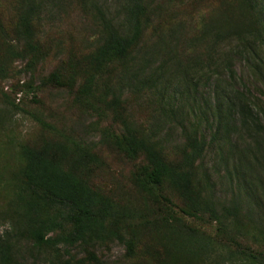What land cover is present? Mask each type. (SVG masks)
I'll return each instance as SVG.
<instances>
[{"label":"rangeland","instance_id":"1","mask_svg":"<svg viewBox=\"0 0 264 264\" xmlns=\"http://www.w3.org/2000/svg\"><path fill=\"white\" fill-rule=\"evenodd\" d=\"M124 3L0 0V57L8 69L0 80V237L11 233L17 220L10 206V176L18 146L48 138L76 141L96 154L101 164L92 184L141 210L147 221L165 217L167 209L182 216L183 202L168 187L162 194L171 201L169 208L137 187L136 177L146 162L128 157L117 146L116 136L124 133L121 117L171 162L182 159L188 135L205 137L197 174L206 196L219 207L237 202L242 222L264 229V135L257 136L254 128L248 133V126L238 120L231 122V133L217 134L213 123V84L228 53L243 52L247 42V57L264 61V42L255 37L259 29L247 7L239 0H145L147 17L140 40L125 59L96 70L92 57L106 40L100 13L126 37ZM25 15L32 25L28 32L21 25ZM11 46L18 57L8 54ZM236 57L235 89L245 86L250 91L262 129L263 83L241 56ZM91 76L94 95L83 97ZM116 99L120 106L109 107ZM205 220L186 222L214 233V223ZM165 231L139 229L134 253L118 240L48 249L19 239L14 264L68 259L82 264H164L169 259L162 248Z\"/></svg>","mask_w":264,"mask_h":264},{"label":"trees","instance_id":"2","mask_svg":"<svg viewBox=\"0 0 264 264\" xmlns=\"http://www.w3.org/2000/svg\"><path fill=\"white\" fill-rule=\"evenodd\" d=\"M124 26L128 36H122L112 20L100 13L106 33L104 44L92 57L96 70L125 59L142 35L144 19L147 17L145 0H124ZM259 29L256 39L264 42V0H239ZM28 32L31 22L28 15L21 20ZM248 37L241 41L244 43ZM245 42L243 52L231 50L222 65V73L213 84L215 109L213 123L217 134L231 133L236 120L242 127L254 128L257 136L264 135L260 127L258 106L251 99L250 91L243 86L236 88V56L247 62L252 72L264 86V61L254 62L247 57L249 47ZM31 49L36 50V47ZM15 49L9 53L16 57ZM7 59V57H4ZM7 67L0 57V80H4ZM227 75L226 80L225 76ZM235 83V84H234ZM95 77L91 76L81 95L93 96ZM264 95V91H263ZM120 106L116 99L109 107ZM119 116H121L119 114ZM124 133L116 136L119 148L130 158L143 157L146 165L136 177V185L158 203L171 201L162 190L168 187L180 197L182 216L170 210L165 217L147 221L142 211L121 203L92 184V178L100 167V159L76 141L56 138L44 139L38 144L22 143L18 146L16 169L10 176L12 199L10 206L16 215L13 231L0 237V264H14L16 243L26 239L36 248L58 249L60 246L75 247L83 244H99L109 240L126 243L129 251L137 248L139 229L162 236V248L169 258L164 264H264V229L246 226L241 219L240 206L232 202L219 207L207 197L197 174V162L206 150L205 137L188 135L187 150L179 161H168L157 145L131 128L121 117ZM230 122V123H229ZM224 129V130H223ZM240 128L235 127L238 132ZM227 133V134H228ZM216 138V135H215ZM161 201V202H160ZM214 223L215 232H208L190 220ZM142 220L139 224L136 221ZM131 238L127 239V235ZM52 264H82L72 259Z\"/></svg>","mask_w":264,"mask_h":264}]
</instances>
